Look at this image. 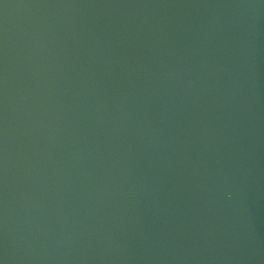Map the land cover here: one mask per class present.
I'll return each instance as SVG.
<instances>
[{
    "label": "water",
    "instance_id": "water-1",
    "mask_svg": "<svg viewBox=\"0 0 264 264\" xmlns=\"http://www.w3.org/2000/svg\"><path fill=\"white\" fill-rule=\"evenodd\" d=\"M0 264H264V0H0Z\"/></svg>",
    "mask_w": 264,
    "mask_h": 264
}]
</instances>
